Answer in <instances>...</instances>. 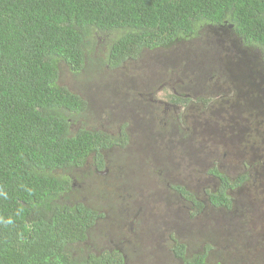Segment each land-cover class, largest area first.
Wrapping results in <instances>:
<instances>
[{
    "label": "trees",
    "instance_id": "16d2710c",
    "mask_svg": "<svg viewBox=\"0 0 264 264\" xmlns=\"http://www.w3.org/2000/svg\"><path fill=\"white\" fill-rule=\"evenodd\" d=\"M204 28L215 37L220 69L215 59L200 61L190 82L179 81L190 96L173 94L171 103L193 106L197 82L217 76V93L197 92L194 103L226 115L227 131L242 143L245 170L237 178L208 170L220 181L209 201L230 209L234 188L264 190V0H0V264H126L119 248L92 249L106 205L71 202L74 178L57 171L82 169L89 159L94 173L95 165L104 170L106 152L123 148L128 137L86 126L72 131L89 104L62 85V69L97 76L106 60L91 53L103 34L106 64L117 67ZM174 189L203 208L183 187ZM204 245L188 255L177 243V257L182 264H229L218 238Z\"/></svg>",
    "mask_w": 264,
    "mask_h": 264
},
{
    "label": "rangeland",
    "instance_id": "374dc122",
    "mask_svg": "<svg viewBox=\"0 0 264 264\" xmlns=\"http://www.w3.org/2000/svg\"><path fill=\"white\" fill-rule=\"evenodd\" d=\"M108 46L103 34L92 50L93 57L106 60L97 76L92 69L88 78L63 67L60 77L62 85L89 104L88 113L74 120L73 132L86 126L115 136L123 131L128 137L123 148L106 152V174L94 173L91 159L82 169L57 171L74 178L71 202L106 205L92 249L119 248L126 264H182L177 243H183L190 255L201 253L205 240L207 244L218 238V247L225 248L223 256L231 257L229 264L236 259L264 264V190L251 183L245 190L234 188L230 209L209 201V192L217 187L209 169L216 167L231 179L245 170L238 158L242 143L227 131V116L205 113L194 103L197 92L217 93V76L201 77L193 106L171 103L173 94L190 96L180 79L190 82L200 61L207 66L215 59L214 35L204 28L170 49L144 50L140 58L117 67L106 64ZM216 59L212 66L217 72L221 64ZM175 186L189 191L203 208L184 199Z\"/></svg>",
    "mask_w": 264,
    "mask_h": 264
},
{
    "label": "flooded vegetation",
    "instance_id": "af4514ba",
    "mask_svg": "<svg viewBox=\"0 0 264 264\" xmlns=\"http://www.w3.org/2000/svg\"><path fill=\"white\" fill-rule=\"evenodd\" d=\"M176 105V104H175ZM174 105V106H175ZM167 106H168V104L166 105V108H167ZM180 123V120L178 119L177 120V126H178V124ZM94 169L96 170V173H102V174H106L107 173V169H105V170H100L99 168H98V165H95V167H94ZM210 174V173H209ZM209 177H212V178H214L215 180H216V183H215V185H217V187H216V189L215 190H217L218 188H219V182L220 181H218L219 179H218V177L216 176V175H214V174H210V176ZM212 192H215L214 190H212Z\"/></svg>",
    "mask_w": 264,
    "mask_h": 264
}]
</instances>
